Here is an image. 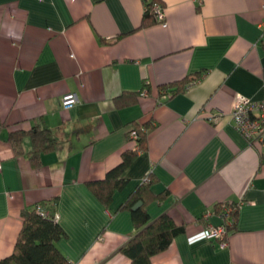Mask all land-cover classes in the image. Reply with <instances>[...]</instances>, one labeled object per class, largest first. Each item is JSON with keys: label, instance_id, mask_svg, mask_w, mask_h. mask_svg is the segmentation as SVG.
<instances>
[{"label": "crops", "instance_id": "0c3cea01", "mask_svg": "<svg viewBox=\"0 0 264 264\" xmlns=\"http://www.w3.org/2000/svg\"><path fill=\"white\" fill-rule=\"evenodd\" d=\"M159 1L165 23L143 24V0H0V260L23 211L44 205L70 264H129L119 249L137 228L121 206L149 175L150 220L183 228L152 264H264V139L250 142L231 117L239 97L264 99V0ZM127 92L141 94L122 104ZM68 93L79 102L66 109ZM136 122L144 151L105 204L89 183L123 161ZM35 127L57 142L34 162L29 134L20 150L10 136ZM227 203L238 205L232 225L207 239Z\"/></svg>", "mask_w": 264, "mask_h": 264}, {"label": "trees", "instance_id": "16d2710c", "mask_svg": "<svg viewBox=\"0 0 264 264\" xmlns=\"http://www.w3.org/2000/svg\"><path fill=\"white\" fill-rule=\"evenodd\" d=\"M143 1L146 5L143 24L150 21L157 22L152 12V6L155 3H160L162 6L163 4L159 0ZM197 78L198 76L186 78L179 84L177 90L182 89L186 83L189 84L197 80ZM176 92V90H171L169 93L174 94ZM139 94L141 93H124L121 96V99L125 96L124 100L121 101L122 104H128L132 97L137 98ZM122 104L119 103V105ZM133 128L138 130L140 136L139 144L144 148L147 132L146 124L136 122L133 123ZM27 133L33 143L31 160L34 162L39 159L42 152L52 149L57 142L55 134L50 129L35 127L26 133L18 131L11 134L10 139L16 150H20L22 139ZM128 138L131 146L125 151L123 161L116 168L109 171L103 180L89 183V187L95 195L105 204L110 202L113 192L122 188L125 184L121 177L122 173L137 153L132 147V139H130L129 133ZM151 184L152 179L148 182H142L129 196L126 203L121 206V208L131 210L133 222L137 228L134 236L119 249V252L129 257V264H152V257L167 249L173 238L183 230L182 227L175 224L168 214H163L154 221L150 220L145 206L154 198L150 192ZM140 201H142V205L134 209V206ZM223 205H231L238 208V205L233 203ZM223 205H221V208ZM221 208L219 209L221 210ZM220 210H218V214ZM236 212L237 210L232 213L233 219ZM22 215L23 225L14 252L0 260V264H70L57 246L58 240L65 235V232L55 218L54 209L45 208L44 205H36L25 209Z\"/></svg>", "mask_w": 264, "mask_h": 264}, {"label": "built area", "instance_id": "2783aa9c", "mask_svg": "<svg viewBox=\"0 0 264 264\" xmlns=\"http://www.w3.org/2000/svg\"><path fill=\"white\" fill-rule=\"evenodd\" d=\"M152 12L155 15V20L160 23H165V10L160 3H155L152 6ZM261 35L259 41L264 45V22L260 23ZM146 94V90L143 91ZM62 106L66 109L73 107L79 102V97L75 93H68L62 97ZM231 117L234 126L241 131L250 142L261 141L264 139V99L261 101H252L246 97H239L231 112ZM213 120V117H211ZM144 129V128H142ZM129 137L132 139V147L137 153H142L144 148L139 144L138 130L133 128L129 129ZM150 181V176H146L143 182ZM236 206L223 205L219 217L221 224L218 226L208 225L204 230V236L207 239H223L228 232L229 227L232 225V213L236 211ZM210 216V212L206 214V218ZM56 220L59 215L56 213Z\"/></svg>", "mask_w": 264, "mask_h": 264}, {"label": "water", "instance_id": "95a60500", "mask_svg": "<svg viewBox=\"0 0 264 264\" xmlns=\"http://www.w3.org/2000/svg\"><path fill=\"white\" fill-rule=\"evenodd\" d=\"M142 202H138L135 206L134 209L138 208L139 206H141Z\"/></svg>", "mask_w": 264, "mask_h": 264}]
</instances>
